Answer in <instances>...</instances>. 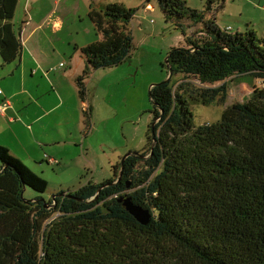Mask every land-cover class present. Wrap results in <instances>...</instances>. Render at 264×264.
Here are the masks:
<instances>
[{
    "label": "trees",
    "instance_id": "1",
    "mask_svg": "<svg viewBox=\"0 0 264 264\" xmlns=\"http://www.w3.org/2000/svg\"><path fill=\"white\" fill-rule=\"evenodd\" d=\"M224 2L196 9L156 0L165 22L181 27L184 45L169 48L168 77L149 89L145 148L113 164L112 177L61 187L46 200L48 182L0 145V264H264V88L254 86L213 123L195 126L190 106L223 102L231 76L264 79V37L220 27ZM16 6L0 0L3 64H17L22 51ZM135 13L117 2L90 5L100 38L80 48L81 98L91 71L130 57ZM183 24L200 25L203 37L190 38ZM27 188L38 195L26 199ZM123 195L149 210L147 224L124 209Z\"/></svg>",
    "mask_w": 264,
    "mask_h": 264
},
{
    "label": "rangeland",
    "instance_id": "2",
    "mask_svg": "<svg viewBox=\"0 0 264 264\" xmlns=\"http://www.w3.org/2000/svg\"><path fill=\"white\" fill-rule=\"evenodd\" d=\"M186 1L189 7L201 9L205 0L202 4L200 0ZM131 5V8H136V16L130 22L134 43L130 57L116 67L91 71L85 80L84 100L79 97L77 91L73 92L68 77L61 78L59 83L65 99L63 106L51 115L48 113L39 124L33 125V129L30 126L26 128L32 139L37 138L38 145L43 143L42 136L48 141L58 136L72 141L64 144L61 140L59 145L48 147L42 145L43 149L48 148L50 151L45 152L46 155L56 156L53 157L56 161L51 164L45 160L35 162L19 158L25 166L48 182V187L42 194L46 200L61 187H78L89 179L101 182L112 177L113 164L119 162L125 154L142 150L146 146V132L153 107L149 89L167 79L166 53L170 47L184 45V35L181 27L165 22L157 4L153 12L142 11L135 0H132ZM29 9L18 4L12 18L16 26L23 22L30 23L26 30H23L22 43L32 27L43 24V28L38 29L36 34L27 40L26 45L23 43V49L28 52L27 45L35 46L53 62L62 61L66 63L65 68L68 64L73 67L78 60L77 57L71 56L75 43L86 44L95 38V31L87 17L82 16L84 19L80 21L77 15L81 13L66 10L70 14L66 18L63 12L55 10L53 16L61 15L62 22L60 28L52 30L51 23L46 25L42 20L48 19L51 8L43 7L42 12ZM216 18L220 27L230 26L232 32L251 28L258 37H264V0H225L223 8L216 12ZM183 26L184 33L190 38L203 37L200 25ZM15 66L16 63L3 64L0 58V76L5 75V78L0 80L1 91L5 88H20L23 70L29 71L28 65ZM52 76L38 72L36 76L31 77L27 72L26 87L36 88L35 92L38 90L39 94L46 92L44 81L52 85ZM179 77L178 75L175 78ZM219 84L215 83L214 86ZM259 85L258 80L250 76L236 75L227 78V95L223 102H213L209 105L190 102L194 125L216 122L225 107L245 101L253 87ZM34 96V99H37L35 93ZM34 99L25 94L27 105L22 106L19 111L33 113L37 108L34 104L38 101L44 102V109L55 103L52 96L47 94L42 95L40 100ZM24 116L28 117L26 114ZM56 150L59 153L53 154ZM129 192L130 190H127L125 193ZM36 195L38 193L28 188L24 192L26 199Z\"/></svg>",
    "mask_w": 264,
    "mask_h": 264
},
{
    "label": "crops",
    "instance_id": "3",
    "mask_svg": "<svg viewBox=\"0 0 264 264\" xmlns=\"http://www.w3.org/2000/svg\"><path fill=\"white\" fill-rule=\"evenodd\" d=\"M200 1L202 4L203 0H200ZM109 2L121 3L125 7H128V8L132 7L131 5L132 0H17V5L22 4L24 8L26 9L32 8V10H35V12L36 11L42 12L43 7L48 8V9L51 8L52 10L49 11L51 13L47 15L48 19L44 18L42 20L43 22L47 23L46 25H48V23H51L50 26L52 30H57L58 28L61 27L60 25L62 22L61 20L62 17L59 14H57L56 16H53L55 10L56 11L60 10L61 12H63L64 17L66 18L70 16V14L66 12V10L77 12L78 14L81 13L80 15H77V18L80 21H83L84 17L82 16H85L87 17L88 21L91 23L88 17L90 5H92L95 8H100ZM135 2H137L138 5L141 6L142 11L144 12H153L155 9V5H156V0L155 1L154 0L153 1L152 0H135ZM135 16H136V13L134 17ZM85 21H87L86 18H85ZM29 24H27V22L26 23L23 22L21 25H18L21 29L20 30L21 42H22L23 30H26V27L29 26ZM91 25L94 29V26L92 23ZM42 28H43V24H37V26L32 27L30 30V33L28 34V36L25 37L23 43L26 45L27 40L32 38V36L36 34L38 29H42ZM99 38H100V35L97 34V32L95 31V38L90 42H93ZM86 44L75 43V46L73 47V50L71 52V56L77 57L78 60L73 67H71V65L68 64L66 68H65V65H66L65 62L63 63L62 66H59V64L62 63V61H59L58 63L53 62L51 59L47 58L45 54H41L35 46L30 47L29 45H27L28 52L26 51L25 48L23 49V46H22L20 59L18 63L16 64L17 66L15 67H18L19 64L23 66L27 64L29 71L23 70V74H22L23 81H22V84L19 86L20 87L19 89L16 90L14 88H5L3 91L0 92V105L4 104L5 99H7L9 102V105L5 106V108L2 111H0V145L7 147L12 154L17 156L21 160L28 159V160H33L35 162H41V160H45L49 164H51L52 161H56L55 160L56 158H53L56 156L46 155L45 152H48V153L50 152L47 147L55 145V144L59 145L61 143V140L64 141L63 142L64 144L72 142L70 140L60 138V136H58V138H53L50 141H48L46 140V138H43L45 136H42L41 142L43 143H40V145H38L36 143L37 138L34 137V139H32L31 135L27 132L26 128L30 126V128L33 129V125L39 124L41 119L45 117L48 113H49L48 115H51L52 113H54V111L57 108H61L63 106L65 99H64V95L61 92V87L59 83V80H61V78H64L65 76L66 78L68 77L67 78L68 83L70 87H72L73 92L77 91L79 95V91H78L79 89L76 83V78L78 75L82 73L84 69V65H85L84 56L81 53L80 48L85 46ZM27 72L30 74L31 77L36 76L38 72L46 73V75L48 76L52 74L53 75L52 85L47 83V81L45 80L44 82L46 84L45 87L47 88V91L40 93V94L38 93V90H36L35 92L36 88L35 89L34 87L31 88L32 86L27 88L26 82H25ZM57 72H60V73H57ZM3 78H5V75L0 76V80H2ZM86 78L87 76L83 78L84 88H85ZM42 80L43 79H41V81ZM34 93L36 94L37 99L39 100H40V97H42V95L47 94L48 96H52L55 102L54 105L49 107L48 109H44V105H43L44 102L41 103V101H38V102H35V104L33 103L34 107H37L33 111V113H30V114L21 113L19 110L22 108V106L27 105V103L25 102V94H29V98L33 97L34 99L35 98ZM83 98L81 99L84 100ZM37 99H34V101H36ZM46 103H49V102H46ZM43 110H45V112H43ZM24 114H26L28 117L24 116ZM73 142L76 143L75 141ZM43 144L47 146L46 147L47 149H43L42 147ZM58 153L59 151L57 150L53 152V154H58ZM89 180H92V179H89ZM79 186H81V184ZM67 188L74 189L77 187H67Z\"/></svg>",
    "mask_w": 264,
    "mask_h": 264
},
{
    "label": "water",
    "instance_id": "4",
    "mask_svg": "<svg viewBox=\"0 0 264 264\" xmlns=\"http://www.w3.org/2000/svg\"><path fill=\"white\" fill-rule=\"evenodd\" d=\"M129 154V153H128ZM125 154L122 158L121 161L126 157ZM128 186V184H127ZM119 202H121L122 206L124 207L125 210H127L140 224L145 225L149 222L151 214L148 209L136 205L131 201V197L127 195L120 196L117 199Z\"/></svg>",
    "mask_w": 264,
    "mask_h": 264
},
{
    "label": "built area",
    "instance_id": "5",
    "mask_svg": "<svg viewBox=\"0 0 264 264\" xmlns=\"http://www.w3.org/2000/svg\"><path fill=\"white\" fill-rule=\"evenodd\" d=\"M226 29L227 30H231V27L230 26H226ZM62 65H63V63L59 64V66H62ZM258 83H260L259 87L264 88V79L258 80ZM0 92H1V90H0ZM7 105H9V102H8L7 99H5L4 100V104L0 105V111H2L5 108V106H7Z\"/></svg>",
    "mask_w": 264,
    "mask_h": 264
}]
</instances>
